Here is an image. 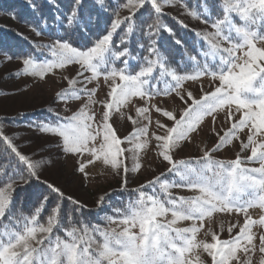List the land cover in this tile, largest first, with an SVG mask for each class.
Wrapping results in <instances>:
<instances>
[{"label":"snow or ice","instance_id":"snow-or-ice-1","mask_svg":"<svg viewBox=\"0 0 264 264\" xmlns=\"http://www.w3.org/2000/svg\"><path fill=\"white\" fill-rule=\"evenodd\" d=\"M46 2L56 9V38L29 41L23 56L3 53L21 63L9 77L46 83L59 71L63 87L53 98L59 110L27 125L48 137V150L22 151L19 131L0 124V264H264V214H249L264 211V0H70L67 10ZM29 7L35 35L51 29L42 7ZM165 35L171 47L162 51ZM117 117L131 125L124 135ZM209 119L215 143L177 158ZM229 146L234 158H219ZM52 147L73 158L82 186L97 166L119 178L96 198L99 222L42 179ZM148 153L167 167L129 187ZM217 214L243 222L217 225Z\"/></svg>","mask_w":264,"mask_h":264},{"label":"rangeland","instance_id":"rangeland-1","mask_svg":"<svg viewBox=\"0 0 264 264\" xmlns=\"http://www.w3.org/2000/svg\"><path fill=\"white\" fill-rule=\"evenodd\" d=\"M40 40V38H37ZM49 41L40 40V43H47ZM20 61L12 60L11 62L4 60L3 56H0V116H12L19 112H27L35 109H48L49 107H55L59 110L60 105L56 104L53 100L54 94L61 87L63 83L59 71L55 77L49 75L47 82L34 81L31 78H26L23 75L17 77H9V72H14L20 69ZM75 69L71 66L68 69V73H74ZM68 73H65L66 75ZM25 83H27V89L24 88ZM205 83H207L205 81ZM35 85V86H34ZM192 87L191 85H188ZM16 88H20L21 92H16ZM100 96H103V90H101ZM156 100H160L163 106L168 107L170 110L176 108L177 106L182 107L178 100H173L167 97H157ZM155 102V101H154ZM139 103V101H137ZM132 114H134V108L131 109ZM155 118H161L165 123H168L167 118L158 117L157 114H153ZM118 123L116 126L119 128V134L124 135L131 130V125L129 122H120L117 117ZM120 123L123 127H120ZM210 119L203 125V132L197 137H195L192 143H185L182 148L176 153L177 158H187L191 156L201 155L199 148L203 143H206L208 147H211L215 141L216 137L209 133ZM6 130L11 133L13 131H19L20 139L17 143L22 145V151L30 153L34 150L39 149L41 146H45V150H48L47 141L48 137L42 135L38 132L28 129L25 125H3ZM227 127V124L224 125ZM217 129H221V125L217 123ZM25 140L31 141V146L24 144ZM237 148L228 147L221 153H218L219 158L232 159L234 158V153ZM53 153L51 159L55 161L52 165L47 167L43 172L42 179H47L51 182H55L57 185L62 186L63 190L70 195H74L76 198L83 202H87L91 205L95 204L96 198L101 191H107L110 188H114L119 184V178H114L108 176L105 169L101 166L95 168H89L90 182H87V186H82L80 182L79 174H73V158L68 157L65 159L63 155H57L54 147L51 148ZM247 154V153H245ZM155 158L154 153H148L146 157L142 159L144 164V170L139 174H130L129 182L130 185H137L143 183L145 179L151 178L153 174H158L167 167L166 163L161 164L159 160L152 162ZM252 166H258L254 164ZM155 169V173L153 172ZM180 195H191L192 193L187 190H175ZM249 214L253 218H258L259 215L264 214V211L260 209H250ZM216 224L227 223L239 221L243 222L242 217H228L217 214L215 217ZM254 230H258L254 229ZM228 233L225 231L222 238H227Z\"/></svg>","mask_w":264,"mask_h":264},{"label":"trees","instance_id":"trees-1","mask_svg":"<svg viewBox=\"0 0 264 264\" xmlns=\"http://www.w3.org/2000/svg\"><path fill=\"white\" fill-rule=\"evenodd\" d=\"M31 2L37 3L42 7L48 24L52 26L51 29L45 28L43 34L40 36H36L31 30L30 25L34 23L35 18L33 16L32 9L29 7V0H0V56H3V53L5 52L9 55L15 54L16 56H23L26 52L32 50L29 41L33 43H40V40L50 41L56 38L57 32L52 19V17L56 14V9L54 7H50L46 0H31ZM197 2L198 0H190V5L195 7ZM56 3L61 9L67 10L70 0H56ZM88 4L90 6V0H88ZM13 16H15V19L12 18ZM169 23L175 24V22L171 20ZM191 23L195 24L196 22L192 21ZM179 31L181 35H185L187 38L185 30L179 29ZM18 33L22 34V36L18 35ZM59 34L62 35V33ZM24 37L27 39H24ZM38 37L40 40L37 39ZM92 38L94 39L95 37ZM159 46L162 51L171 47V41L166 35L160 39ZM172 52L174 55H177V58H179L176 49H172ZM13 60L19 61L17 59ZM19 113H24V115L20 116L18 115ZM19 113L12 116H0V124L27 126L30 121L44 120L49 117L48 109L45 108ZM5 117H7V119H5ZM130 183L132 182H129V187H135L138 185H130ZM120 198L121 197L118 195L114 196L110 203L115 204ZM83 203H85L89 209L93 210L90 219L94 222H99L97 220V210L95 209V204L91 205L87 202ZM105 212H108V208L106 206L105 210L103 212H99L98 215L103 216Z\"/></svg>","mask_w":264,"mask_h":264}]
</instances>
